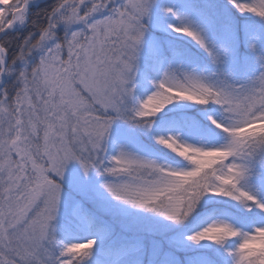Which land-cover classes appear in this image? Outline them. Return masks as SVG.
<instances>
[{
	"label": "snow or ice",
	"instance_id": "obj_1",
	"mask_svg": "<svg viewBox=\"0 0 264 264\" xmlns=\"http://www.w3.org/2000/svg\"><path fill=\"white\" fill-rule=\"evenodd\" d=\"M0 264H264V0H0Z\"/></svg>",
	"mask_w": 264,
	"mask_h": 264
},
{
	"label": "rangeland",
	"instance_id": "obj_2",
	"mask_svg": "<svg viewBox=\"0 0 264 264\" xmlns=\"http://www.w3.org/2000/svg\"><path fill=\"white\" fill-rule=\"evenodd\" d=\"M152 143L154 144V142ZM138 147H140L142 151L148 152L151 155L155 156L156 158H159L161 160L164 159L162 152L158 151L157 148L151 147L148 144L138 145ZM74 174H81L80 166L78 162H75V161L70 162L66 169V176L71 177ZM94 181H95V177H92V182ZM69 187L70 186L66 184V188H69Z\"/></svg>",
	"mask_w": 264,
	"mask_h": 264
},
{
	"label": "trees",
	"instance_id": "obj_3",
	"mask_svg": "<svg viewBox=\"0 0 264 264\" xmlns=\"http://www.w3.org/2000/svg\"><path fill=\"white\" fill-rule=\"evenodd\" d=\"M50 2V1H49Z\"/></svg>",
	"mask_w": 264,
	"mask_h": 264
}]
</instances>
